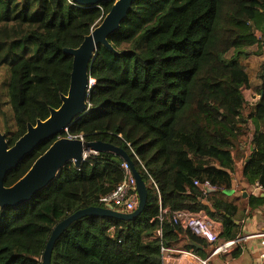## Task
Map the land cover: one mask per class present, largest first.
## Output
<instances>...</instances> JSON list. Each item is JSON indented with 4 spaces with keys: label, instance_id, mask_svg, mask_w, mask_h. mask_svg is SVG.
Listing matches in <instances>:
<instances>
[{
    "label": "trees",
    "instance_id": "16d2710c",
    "mask_svg": "<svg viewBox=\"0 0 264 264\" xmlns=\"http://www.w3.org/2000/svg\"><path fill=\"white\" fill-rule=\"evenodd\" d=\"M112 3L0 0V73L6 66L12 113V124L3 116L0 129L8 145L27 123L45 119L50 107L61 104L72 69V56L63 49L77 47ZM127 21L133 23L124 29ZM263 37L264 0L132 1L108 37L115 51L99 44L90 63L95 81L87 111L60 136L123 148L146 183L147 201L132 220H74L55 241L51 264H162L161 246L200 254L187 241H206L169 221L180 209L221 222L223 240L238 236L244 207L222 190L238 178L262 188L249 195L248 206L264 205V63L250 107L244 94L250 88L246 61L264 54ZM56 137L26 154L6 174L5 185L20 178ZM236 157L243 159L239 172ZM123 162L111 152L89 153L79 167L71 161L62 166L29 201L0 206V264H41L54 225L78 209L103 206L100 197L125 175Z\"/></svg>",
    "mask_w": 264,
    "mask_h": 264
},
{
    "label": "water",
    "instance_id": "95a60500",
    "mask_svg": "<svg viewBox=\"0 0 264 264\" xmlns=\"http://www.w3.org/2000/svg\"><path fill=\"white\" fill-rule=\"evenodd\" d=\"M84 6H98L99 3L108 0H71ZM133 0H113L109 11L95 25L82 42L75 48L65 47L63 51L72 56V69L70 72L69 86L66 94H61V104L57 108L50 107L49 115L45 119H37L35 124L27 123L26 131L8 145L5 133L0 129V206H17L29 201L33 195L41 191L47 184L54 180L59 169L68 162H73L79 167L89 153L111 152L130 166L135 179L137 192V205L132 211H122L111 206H88L78 209L58 221L51 230L42 253L41 264H51V253L55 241L63 231L76 219L87 215L110 216L124 220H132L143 210L147 197V186L139 172L134 168L128 153L120 146L112 143L81 138H69L60 136L67 129L70 122L84 114L88 109L87 93L90 89L88 77L90 63L95 57L99 44L115 51L108 40L126 19ZM264 39V37H263ZM57 136L48 148L40 154L28 168V170L11 185H5L6 174L16 168L23 157L28 154L39 142ZM208 190L215 191V188ZM225 194L234 193L245 197L244 191L234 192L233 188L223 189ZM203 203L209 205L208 201ZM210 206V205H209ZM211 210V206L209 207ZM188 245L202 248V245L192 239H188Z\"/></svg>",
    "mask_w": 264,
    "mask_h": 264
},
{
    "label": "crops",
    "instance_id": "0c3cea01",
    "mask_svg": "<svg viewBox=\"0 0 264 264\" xmlns=\"http://www.w3.org/2000/svg\"><path fill=\"white\" fill-rule=\"evenodd\" d=\"M249 90L250 88L247 91ZM255 99L257 98H252V100ZM231 188L234 189V192L243 193L245 191L247 193L243 197L242 195L237 196L234 193L225 194L222 190L229 201H234L244 207L240 219L239 234L236 237L239 239L238 245L225 252L215 254H212L213 245L208 242L205 245L200 243L202 245L200 254L193 252L191 254L189 252H182V249L168 248L169 250L166 252L168 257L162 259V264H200L199 258L207 259L208 264H262L263 259L260 257V253L264 251V236L258 234L264 231V205L253 209L248 206L249 195L260 192L262 189L248 185L245 181L238 180V178ZM262 195H264V192H262ZM217 222L219 223L221 232L222 223ZM219 241H223L221 236H219ZM236 249H239V252L233 255Z\"/></svg>",
    "mask_w": 264,
    "mask_h": 264
},
{
    "label": "built area",
    "instance_id": "2783aa9c",
    "mask_svg": "<svg viewBox=\"0 0 264 264\" xmlns=\"http://www.w3.org/2000/svg\"><path fill=\"white\" fill-rule=\"evenodd\" d=\"M69 1L72 2L71 0ZM94 81L95 79L89 75L88 84L90 87L94 83ZM67 137L83 139L81 135L77 136L68 134ZM123 168L125 171L123 179L109 193L102 195L99 200L101 203H103V206H111L114 209L115 207H120L122 208V211H132L136 207L138 199L135 187V179L132 175L129 164L125 161L123 162ZM150 179L153 185L157 187L154 180L151 177ZM255 186L262 189L260 186ZM203 187L207 189L213 188L208 183H205ZM165 212L166 210H161L158 214L160 225L165 219ZM169 221L174 224L181 225L183 228L188 229L194 235L203 238L206 242L212 244V254L230 250L231 248L236 247L239 242L238 238L219 241V223L209 217L203 211L191 212L186 209L175 210L171 212ZM157 234L161 236V227L157 229ZM258 235L264 236V231L260 232ZM168 250L169 249L167 247L161 246L162 259H166L168 257L166 255V252ZM182 252H189L192 254V252L186 250H182ZM260 257L264 259V251L260 253ZM199 262L200 264H208L207 259L199 258Z\"/></svg>",
    "mask_w": 264,
    "mask_h": 264
},
{
    "label": "rangeland",
    "instance_id": "374dc122",
    "mask_svg": "<svg viewBox=\"0 0 264 264\" xmlns=\"http://www.w3.org/2000/svg\"><path fill=\"white\" fill-rule=\"evenodd\" d=\"M132 21H127L123 27L124 29H127L132 24ZM122 24V23H121ZM245 64V59H244ZM264 63V54L261 56H250L248 60L246 61V71L249 75L250 79V90L246 91L244 90V94L246 95L248 99V105L247 107H250L251 103L253 104L254 101L252 98H257V87L260 83V78L258 77V71L261 67V64ZM6 66H3L0 73V122L3 116L6 117V120L12 124V113L9 104L7 103V71ZM249 109V108H248ZM247 109V110H248ZM236 171L239 169V167L242 166V157H236ZM239 172V170H238Z\"/></svg>",
    "mask_w": 264,
    "mask_h": 264
}]
</instances>
